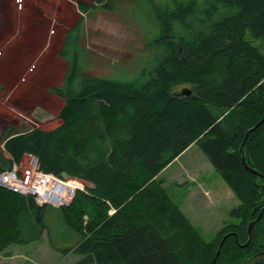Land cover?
Returning <instances> with one entry per match:
<instances>
[{"label": "trees", "instance_id": "16d2710c", "mask_svg": "<svg viewBox=\"0 0 264 264\" xmlns=\"http://www.w3.org/2000/svg\"><path fill=\"white\" fill-rule=\"evenodd\" d=\"M108 3L78 6L88 13ZM203 13L194 0H175L158 15L157 67L130 82L86 76L77 86L82 18L65 35L68 70L53 89L65 101L61 124L6 136L0 174L31 153L44 172L89 185L60 208L81 236L65 251L78 256L75 264H264V122L255 128L264 119V43L254 45L264 39V0H210ZM193 145L240 201L230 212L238 223L209 242L160 178ZM45 207L0 186V254L42 239Z\"/></svg>", "mask_w": 264, "mask_h": 264}, {"label": "rangeland", "instance_id": "374dc122", "mask_svg": "<svg viewBox=\"0 0 264 264\" xmlns=\"http://www.w3.org/2000/svg\"><path fill=\"white\" fill-rule=\"evenodd\" d=\"M94 1L0 0V51L15 41L8 59L0 61V150L11 130L49 131L61 124L58 116L65 101L53 89L63 84L68 70L69 62L61 56L65 34L82 18L81 40L76 47L77 86L86 76L130 82L158 66L164 53L157 44L161 36L158 15L173 8L175 0H108V5L96 6L88 13L79 9L78 2ZM194 1L198 17L206 19L203 10L210 0ZM224 11L217 12L215 18ZM48 32L56 38L48 37L45 42ZM10 35L16 39H8ZM262 43L264 39H256L254 45ZM66 54L72 58L73 49H66ZM30 73L32 76H27ZM24 79L27 81L19 86ZM180 156L160 178L194 228L207 242L212 241L226 226L238 223L230 212L240 201L198 145ZM43 221L48 230L42 239L10 247L13 259L0 254V264H75L78 256L65 251L74 249L81 236L70 230L62 210L46 206Z\"/></svg>", "mask_w": 264, "mask_h": 264}, {"label": "built area", "instance_id": "2783aa9c", "mask_svg": "<svg viewBox=\"0 0 264 264\" xmlns=\"http://www.w3.org/2000/svg\"><path fill=\"white\" fill-rule=\"evenodd\" d=\"M0 186L32 197L41 207L62 208L68 207L78 192H86L89 185L78 178L44 172L38 157L26 153L19 163L0 174Z\"/></svg>", "mask_w": 264, "mask_h": 264}, {"label": "crops", "instance_id": "0c3cea01", "mask_svg": "<svg viewBox=\"0 0 264 264\" xmlns=\"http://www.w3.org/2000/svg\"><path fill=\"white\" fill-rule=\"evenodd\" d=\"M29 13L32 14L31 12H29ZM48 34H49V35H48ZM48 34H47V37H46L45 42L47 41V38H48V37H50V38H56V36H54L55 33H54V34H50V32H48ZM52 35H53L54 37H53ZM65 35H66V34H65ZM8 39L15 40L16 38H15L14 35H10V36L8 37ZM9 42H10V41H9ZM9 42L6 44L4 50H3V51H0V61H1L2 59H8V51H9V49L13 46V44H14L13 42H15V41H13V42H11V43H9ZM46 50H47V47L44 49V51L41 52L40 55L43 56V54H44V52H46ZM42 53H43V54H42ZM4 55H5L6 57H5ZM3 56H4L5 58H4ZM33 70H34V69H31V72H33ZM27 76L30 77V76H32V74L30 73V74H28ZM29 77H28V78H29ZM6 79H7V78H6ZM26 81H27V79H24L23 81H20V82H19V86L22 87V84H24V82H26ZM17 85H18V84H17ZM180 157H181V156H180ZM180 157H179V158H180ZM179 158H177V159L173 162V164H174L177 160H179ZM173 164H172V165H173ZM169 168H171V165H169V166H168V167H167V168H166V169L160 174V177H161V176L163 175V173H164L166 170H168ZM7 252L12 254V252L9 251V250H7ZM14 255H15V253L12 254V256L7 257V258H8V259H10V258L13 259L12 257H13ZM11 261H12V260H11ZM12 262H13V261H12ZM12 262H10V263L4 262V263H2V264H13Z\"/></svg>", "mask_w": 264, "mask_h": 264}, {"label": "water", "instance_id": "95a60500", "mask_svg": "<svg viewBox=\"0 0 264 264\" xmlns=\"http://www.w3.org/2000/svg\"><path fill=\"white\" fill-rule=\"evenodd\" d=\"M263 122H264V119H263L262 121H260V122L256 125L255 128L259 127ZM255 128H254V129H255ZM248 134H249V133H248ZM248 134L246 135L245 141L243 142V144H242V146H241V149H240L241 152H243V146H244V144H245V142H246V140H247V138H248V136H249ZM242 162H243V165H244V167L246 168L247 171L253 173L254 175L262 176L260 173H258L257 171L253 170L252 168H250V167L246 164V161H245V158H244V157L242 158ZM252 226H253V223H251L250 226H249V233L251 232ZM226 239H227V236H226V237L222 240V242L220 243V245H219V249H218V251H217V256L220 254V250H221V248H222L224 242L226 241ZM216 259H217V258L214 259L213 264H215Z\"/></svg>", "mask_w": 264, "mask_h": 264}]
</instances>
